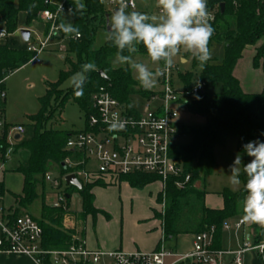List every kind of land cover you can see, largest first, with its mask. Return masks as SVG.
<instances>
[{"label":"trees","instance_id":"trees-1","mask_svg":"<svg viewBox=\"0 0 264 264\" xmlns=\"http://www.w3.org/2000/svg\"><path fill=\"white\" fill-rule=\"evenodd\" d=\"M45 0H0V17L5 26V32L13 34L18 30V18L20 12L26 13V24L39 19L40 13L46 8ZM73 5L71 11L74 16V27H77L81 36L74 37L70 42L68 52L74 59L65 58L67 68L60 73L58 82H49L46 94L40 98V109L31 117L33 134L24 141L18 142L19 147L26 151L27 159L24 164L16 168L24 178L21 206H28L38 196L37 185L40 179L45 180L48 169L56 165L61 177L74 172L79 167L66 168L62 166L67 158L75 161H83L80 153H75L66 148V142L71 131L54 129L48 124L53 122L56 113L61 111L68 101H73L85 113V122L90 114L94 113L92 94L100 87L106 86L109 92L120 102L130 105L131 97L139 94L145 97L154 92L134 83L131 68L114 67L111 58L117 55V48L107 40L100 48L93 49L97 22L106 27V16L110 14L101 0H82L86 10L81 14L75 10L74 0H65ZM211 4H225L223 12L221 8L216 20L211 23L214 35L211 41L223 43L225 57L222 63L209 60L200 71V80L205 83L202 91L191 94L186 99V107L193 113L201 115L205 124L198 127H186L181 125V134L191 136L190 143H175L171 149L173 157L183 169V178L190 174V181L182 187H177L174 178L166 182L164 192V213L154 216L161 220L166 241L181 234H197L214 229L212 235V248L222 251V238L224 224L237 216L242 215L241 203L246 195V175L240 173L242 186L239 190L225 189L222 192V207L212 208L206 204V191L196 185L202 174L212 170L214 163L213 149L217 145H223L227 138H238V149L243 151V144L260 140L264 141V88L259 93H248L243 90L239 80L234 75L237 61L243 56L248 46H255L256 53L253 60L255 67L262 66L264 70V41L260 46L257 43L264 40V0H241L233 3L230 0H211ZM54 9L53 6L50 7ZM127 11H135L126 9ZM49 25H46V32ZM0 44V80L7 77L33 60L34 53L25 48H18L14 40L6 37ZM136 53L147 54L143 45H137ZM127 54V53H125ZM135 54H133L134 56ZM93 64L94 68L84 72L86 79L82 88L73 84L66 89L62 88L63 82L82 71V66ZM193 65H199L193 58ZM100 71L105 74L103 77ZM186 88L194 83L191 75L181 76ZM219 86L216 92L213 87ZM148 97V98H149ZM4 111L5 102L0 103ZM0 148L2 154L6 147L3 140ZM124 180L130 187L144 188L158 181V177L150 173H130L119 175L115 179ZM105 182L102 179L82 183L79 189L68 185L65 207H53L45 202L41 205V215L36 218L43 228L42 246L46 249L64 250L77 243L75 233L64 228L63 219L67 208L70 210L71 191L76 190L82 202V214L84 218L91 215L93 218L100 212L94 205L95 195L92 188L101 186ZM4 186L0 182V195ZM24 211L15 209L16 214ZM109 218V215H107ZM257 238H264L263 229H259Z\"/></svg>","mask_w":264,"mask_h":264},{"label":"built area","instance_id":"built-area-1","mask_svg":"<svg viewBox=\"0 0 264 264\" xmlns=\"http://www.w3.org/2000/svg\"><path fill=\"white\" fill-rule=\"evenodd\" d=\"M109 1L115 5V9L118 7L113 0ZM210 1L207 0V10L212 17L210 23H213L220 5L211 4ZM230 1L239 3L241 0ZM44 3L46 8L40 13V18L49 25V29L47 36L38 43L28 42L26 49L35 54L33 60L59 32L60 13L73 10V5L58 0H45ZM127 4V9L135 10V0H127ZM6 37L8 34L0 31V40ZM175 69L176 65L171 69H165L163 65L161 88L148 98L150 103L143 111L120 102L106 86H100L92 94L94 113L88 116L85 128L71 132L66 142L67 149L84 157L82 162H74L70 158L65 160L68 166L79 167L72 173L81 183L99 179L108 182L119 175L137 172L156 175L163 189L169 178H174L177 187L190 181V174L183 178L182 166L173 157L171 149L182 135L179 111L187 108V97L202 91L205 83L197 81L190 88L184 86L182 90L176 89L172 79ZM6 97L5 79H2L0 103L5 102ZM151 102H157L155 108L151 107ZM22 133L23 125L7 123L0 107V148L3 140H13ZM66 175L53 178L47 173L45 176V180L59 192L58 201L51 204L53 207H65L66 191L60 189ZM246 223L242 218L235 226L241 228ZM224 228H230L228 222H225ZM213 232L214 229H210L194 234L191 250L184 253L168 248L164 236L159 247L151 252L89 249L80 239L68 249L53 250L42 246L43 228L36 217L29 213L15 215L14 210L0 206V254H24L36 264H244V256L249 252L256 253L258 264H264V240L258 239L257 233L244 235L241 247L232 252V259L226 262L222 259L226 251L212 248Z\"/></svg>","mask_w":264,"mask_h":264},{"label":"rangeland","instance_id":"rangeland-1","mask_svg":"<svg viewBox=\"0 0 264 264\" xmlns=\"http://www.w3.org/2000/svg\"><path fill=\"white\" fill-rule=\"evenodd\" d=\"M58 1L60 3L65 2V0ZM103 1L106 11L111 16L115 9V5L111 4L109 0ZM135 4V11H140L150 16H158L159 14V10L156 7V0H135ZM40 21L41 18L39 16L38 21H33L31 24L27 25L26 14H21L19 22L20 28L18 33L15 34V39L19 46L27 47L28 42L32 41L38 43L40 39H44L47 36L48 31L44 32L45 26ZM69 22L74 26L73 13L71 11L61 12L58 19L60 26L61 24H67ZM96 25L97 30L92 44L93 49L100 48L108 40L107 28L99 25V22H97ZM22 29H29L31 31L30 41L26 42L21 39L20 31ZM0 30L5 31L1 17ZM74 37V34H66L60 27L59 32L48 41L45 49L39 53L37 59L30 61L7 77L5 82L7 97L5 99L4 119L7 123L12 125H23L24 133L21 134V138L18 142L27 140L32 136L33 127L31 117L38 113L40 109V98L46 94L47 84L49 82L54 83L59 81L61 71L66 70L67 68L66 57L74 59L73 55L68 52L70 42ZM263 41L264 40L259 41L257 46H260ZM209 47L212 53L210 60L222 63L225 57L224 44L212 41L210 42ZM254 49L255 46H248L245 49L243 56L236 63L238 74L240 78L242 77V79H245V82H248L251 79H256V75L249 74L250 60L253 63L256 53ZM133 58L138 62L147 64L149 69L153 72H156L157 70L161 71L163 67V62L153 63L147 54L135 53ZM181 58L186 61H182ZM111 63L116 68L125 67L127 65L118 63L116 61V56L111 58ZM174 65H176V69L173 71L172 79L176 89L182 90L185 86L184 82L181 80V76L191 75L193 83L200 80V71L202 67L200 65H193V57L189 52L181 50L174 60ZM260 67L262 66L260 65L256 68ZM131 74L134 83L140 85L136 79V74L132 69ZM72 77L67 78L63 82L62 88L66 89L72 86ZM160 84L161 76L157 77L155 86L150 89L153 92L159 91L161 88ZM218 90V85L211 89L213 92ZM148 97L149 96L145 97L139 94L133 95L131 97L130 106L139 111H143L144 107L150 103ZM156 104L157 102H151V107L155 108ZM178 121L186 127H198L205 124L204 117L191 112L188 108L179 111ZM85 123L84 111L75 102L68 101L63 109L56 113L54 121L48 125L54 129L78 132L85 128ZM16 141L17 140L15 139L10 141L6 140L7 145L3 150V154H0V174L4 177L5 186L7 188L19 191L23 187V181L21 175L15 170L19 165L26 162L27 153L19 147V144H16ZM178 141L180 143H190L192 138L188 134H182L179 136ZM213 153L214 163L212 170L207 174H202L201 180L196 182V185L202 187L206 191V199L209 206H218L223 203L222 192L225 189L237 191L242 186V182L240 184H232L230 180L231 173L229 166L233 163L236 155H241L242 164L250 162L252 158L238 149V138L236 136H230L223 145L215 146ZM4 154L6 155V159L3 161L1 158ZM94 169H96L95 166ZM47 173L51 174L53 178L60 177L56 165H52ZM126 185L127 184L124 180L118 178L103 182L101 186H95L92 188V192L95 195L94 205L95 207L100 208V212L98 213V224H100V228L98 225L99 238H103L107 241H114L122 238L124 241H127L139 238L140 227L146 224L145 220L143 221L145 215L148 212H152L153 215L164 213L166 194L158 181H154L141 189ZM67 186L68 185L65 182H62L60 191H66L68 188ZM69 190L71 191V199L69 202L70 210L67 208L68 212L63 219V226L64 228L73 231L76 236L82 237L85 218L81 211V197L73 188H70ZM37 193V198L32 203L28 204V208L21 206L22 201L16 196L12 209L17 208L20 211H23L25 207V209H27L26 211L30 214L35 217H40L42 203L45 202L46 204H52L57 202L59 198V192L53 187V185L49 181L40 178L37 185ZM107 215L110 216V219L108 224H104L101 219L105 218ZM242 217L243 214L228 220L230 228H224L222 246L226 253L223 254L222 259L226 262H229L232 259L233 256L231 253L237 251L241 247L244 235H251V233L254 232L258 233L261 228L264 231V226L251 222H247L246 226L237 228L235 225L239 219H242ZM111 219L112 222L110 221ZM92 221V216H89L86 222L87 237L91 236V229L93 228ZM83 238H85V236ZM261 240H264V238ZM182 247L189 249L190 242L187 238L183 240ZM244 264H258L256 253H246L244 256Z\"/></svg>","mask_w":264,"mask_h":264},{"label":"clouds","instance_id":"clouds-1","mask_svg":"<svg viewBox=\"0 0 264 264\" xmlns=\"http://www.w3.org/2000/svg\"><path fill=\"white\" fill-rule=\"evenodd\" d=\"M113 3L118 7L108 18L107 39L118 50L116 61L130 66L141 87H154L157 77L163 73L159 70L153 72L147 64L133 58L138 51L137 45H143L153 63L163 62L165 69L174 66V60L181 50L189 52L201 67L211 59L209 44L215 30L210 23L212 17L207 10V0H156L158 16L127 11V0H113ZM74 4L77 12L82 14L86 10L82 0H74ZM60 27L66 34H74L76 38L81 36L80 30L71 22ZM93 68V64L82 66V71L71 78L72 84L82 88L86 79L84 72ZM242 147L252 159L242 164V157L237 154L229 166L230 180L232 184L241 183L239 176L242 166L246 175V195L241 203L242 218L246 222L264 226V141H249Z\"/></svg>","mask_w":264,"mask_h":264},{"label":"crops","instance_id":"crops-1","mask_svg":"<svg viewBox=\"0 0 264 264\" xmlns=\"http://www.w3.org/2000/svg\"><path fill=\"white\" fill-rule=\"evenodd\" d=\"M22 13L26 14L25 12H20L19 13L18 30L20 28L19 22H20V17H21ZM40 22H42L44 24V26H45L44 27V32H46L45 31L46 30V24L42 20ZM4 28H5V26H4ZM18 30L15 33H13V34H9L8 35L10 40L12 39V40H14L16 42L15 34L18 33ZM0 31H3V30H0ZM20 36H21V34H20ZM21 39H22V37H21ZM30 40H31V36H30ZM4 42H5V40H0V44H2ZM16 46L18 48H25V46H19L17 44V42H16ZM254 50L256 51V48ZM181 60L182 61H186L183 58H181ZM236 66H237V64H236ZM236 66H235V69H234L235 70L234 73L237 76V78H238V80L240 82V85L243 88V90L248 92V93H259V92H261L262 89L264 88V70H263V68L262 67L256 68L253 65L252 61L250 60V63H249V74L256 75L255 76L256 79H251L248 82H245V79H242V77L240 78V76L238 74V71L236 69ZM247 68H248V64H247ZM1 159H3V161H4L6 158H5V156H3ZM18 174H20V173H18ZM21 179H22L23 184H24V178H23L22 175H21ZM0 182L4 186L3 194L0 195V202H1L0 206H3L5 208H8V209H11V210L15 211V209H12L13 208V204H14V200H15L16 196H21L22 195L23 187L19 191L18 190L14 191V190H11V189L7 188L5 186L4 177H2L1 174H0ZM126 186H129V185L127 184ZM206 204H207V206H209L208 203H207V199H206ZM48 205H51V204H48ZM28 206H26V207L28 208ZM209 207L220 208V207H222V205H218V206L211 205ZM98 209H100V208H98ZM26 210L27 209H25V207H24V209H23L24 213H29ZM89 216H91V215H88L85 218V223H84V227H83V236L82 237L76 236L77 239L83 240L85 245H86V247L89 248V249H105V250L123 249V250H126V251L151 252V251H154L155 249H157L159 247V244H160V242H161V240H162V238L164 236L161 220L156 218L153 215L152 212H148L145 215V218H143V221L145 220L146 224H144V225H142L140 227V237L139 238L130 239V240H127V241H124L123 238L122 239H117V240H114V241H112V240L107 241V240H105L103 238H99V236H98V225H99V228H100V224H98V219H99L98 218V216H99L98 214L95 216V218L92 217V219H93V221H92L93 222V228L91 229V236L87 237L86 236V222H87V219H88ZM36 218H38V217H36ZM109 219H110V216H109V218L106 216L105 218H102L101 221H103L104 224H108ZM110 221L112 222V219ZM109 226H110V224H109ZM84 236H85V238H83ZM186 238L190 242L189 249H187L185 247H182V242ZM243 239H244V236H243ZM166 245H167L168 248L172 249L175 252H178V253L187 252V251L191 250V248H192V245H193V234H181V235H178L175 238L166 241ZM222 249H224L223 246H222ZM0 264H36V263L33 261V259L31 257H29L27 255L19 254V253H8L7 252V253H1L0 254Z\"/></svg>","mask_w":264,"mask_h":264},{"label":"water","instance_id":"water-1","mask_svg":"<svg viewBox=\"0 0 264 264\" xmlns=\"http://www.w3.org/2000/svg\"><path fill=\"white\" fill-rule=\"evenodd\" d=\"M224 7H225V4L222 2V3L220 4L221 12H223ZM108 18H109V15L106 16V28H107V31L109 30V29H108ZM20 34H21V37H22V39H23L24 41L28 42V41L30 40L31 31H30L29 29H22V30L20 31ZM100 74H101L103 77H105V74L102 73L101 71H100ZM20 138H21V135H20V134H17V135L15 136V140H19ZM62 166H63L64 168H66V164H65V162L62 163ZM65 182H66L67 185H73V186H75V187H77V188H79V189L82 188V183L79 181V179L77 178V176H76L75 174H73V173L68 174V175L65 176ZM66 198H70V195H69V194H66Z\"/></svg>","mask_w":264,"mask_h":264}]
</instances>
